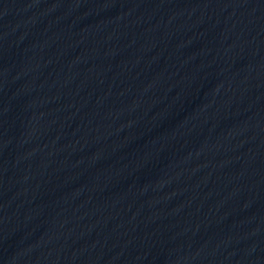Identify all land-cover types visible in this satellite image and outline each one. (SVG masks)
<instances>
[{
	"label": "water",
	"instance_id": "95a60500",
	"mask_svg": "<svg viewBox=\"0 0 264 264\" xmlns=\"http://www.w3.org/2000/svg\"><path fill=\"white\" fill-rule=\"evenodd\" d=\"M0 264H264V0H0Z\"/></svg>",
	"mask_w": 264,
	"mask_h": 264
}]
</instances>
